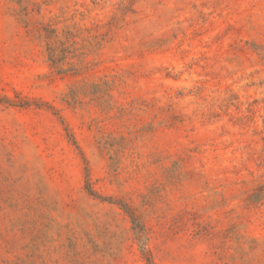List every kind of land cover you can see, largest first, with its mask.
I'll return each instance as SVG.
<instances>
[{"label":"rangeland","instance_id":"1","mask_svg":"<svg viewBox=\"0 0 264 264\" xmlns=\"http://www.w3.org/2000/svg\"><path fill=\"white\" fill-rule=\"evenodd\" d=\"M0 264H264V0H0Z\"/></svg>","mask_w":264,"mask_h":264}]
</instances>
